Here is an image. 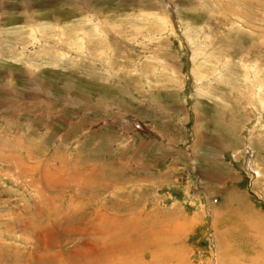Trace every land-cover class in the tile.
Here are the masks:
<instances>
[{
	"label": "rangeland",
	"instance_id": "rangeland-1",
	"mask_svg": "<svg viewBox=\"0 0 264 264\" xmlns=\"http://www.w3.org/2000/svg\"><path fill=\"white\" fill-rule=\"evenodd\" d=\"M66 214L105 264H264V0H0V264Z\"/></svg>",
	"mask_w": 264,
	"mask_h": 264
},
{
	"label": "bare ground",
	"instance_id": "bare-ground-1",
	"mask_svg": "<svg viewBox=\"0 0 264 264\" xmlns=\"http://www.w3.org/2000/svg\"><path fill=\"white\" fill-rule=\"evenodd\" d=\"M69 210V208L67 209ZM72 210H69V212H71ZM55 212H59L55 211ZM77 215V214H76ZM58 217V216H57ZM64 217H66V221L65 224H55L54 226L51 224H47L45 226H39V224H36L34 226H31L33 228H35V226L38 228V230L40 229V238H41V233H43L45 236H49L48 240H45L44 245H43V252L41 253V255L37 254V259L39 262H42L43 264H61L62 262L66 261V264L69 262V264H90V262L92 264L94 261L98 262V263H102L105 264V260L104 257L102 255H100L102 252L105 253L102 250H106L107 249V245L106 243H102L101 245H91V244H87L89 241L85 239V241L82 242V244H80V247L77 248L76 250H72V251H65L66 249L63 247H58L56 248V246H60V234H59V229L60 231H63L64 233V239L65 237H70L72 235H76L79 232H85V234H87V228L89 227L88 224H90L89 220L87 218H83L85 221L83 222L82 219H80L78 216H75L73 214H70L69 216L66 214ZM102 217L101 216V221H102ZM47 218V217H46ZM61 216L58 217V219H60ZM94 219V218H93ZM45 220V219H44ZM52 218L49 219V222H51ZM57 220V219H56ZM110 220V219H109ZM130 221V220H129ZM125 222V221H124ZM127 222V221H126ZM92 224V223H91ZM58 225V226H57ZM84 225V227H83ZM106 225V224H105ZM132 225V224H131ZM30 227V228H31ZM46 227L48 228V232L46 230ZM93 227V226H92ZM118 227V226H117ZM126 227V226H125ZM36 228V229H37ZM91 229V228H90ZM95 231L100 233L101 237L104 236H110L112 233H114L115 235H117V228L114 225H110V226H106V227H99V226H95ZM92 230V229H91ZM42 231V232H41ZM45 231L46 234L43 232ZM84 234V233H83ZM37 236V234L35 235ZM39 237V236H38ZM44 237V236H43ZM93 237V236H92ZM97 238V236H95ZM93 237V238H95ZM112 237V236H111ZM116 237V236H115ZM224 237V236H223ZM95 238V239H96ZM106 239L108 237H105ZM110 238V237H109ZM113 238V237H112ZM91 239V238H90ZM97 239H100L99 237ZM118 239V237H117ZM92 240V239H91ZM219 240V239H218ZM43 239L40 241L42 243ZM95 242V241H94ZM99 242V241H98ZM102 242V240H101ZM115 242V243H114ZM113 242V244L115 246H118V241L116 242V240ZM220 242V241H219ZM150 243V242H149ZM46 244H49L48 247H46ZM113 244H109V245H113ZM131 244V243H130ZM42 245V244H41ZM127 245V243H126ZM137 245V244H136ZM63 246V244H62ZM125 246V245H124ZM132 246V245H131ZM141 246V245H140ZM42 247V246H41ZM159 247V246H158ZM54 251L51 252L52 249H54ZM115 248V247H114ZM124 248V247H123ZM147 248V247H146ZM137 249V248H136ZM127 250V249H126ZM132 250V249H131ZM138 250V249H137ZM140 250V249H139ZM102 251V252H101ZM107 251V250H106ZM65 252V258H63V254ZM130 252V251H129ZM155 252V251H154ZM116 254V253H115ZM114 253L110 255L113 256L115 255ZM130 255V254H129ZM105 256V255H104ZM128 256V255H127ZM44 257V258H43ZM49 257V258H48ZM43 258V259H42ZM86 258V259H85ZM156 258V257H155ZM108 259V258H107ZM110 259V258H109ZM84 260V261H83ZM122 260V259H119ZM139 261V260H138ZM79 262V263H77ZM110 262V261H107ZM121 262V261H120ZM157 262V261H156ZM109 264V263H108ZM120 264V263H119ZM124 264V263H123ZM145 264V263H144ZM151 264V263H150ZM155 264V263H154Z\"/></svg>",
	"mask_w": 264,
	"mask_h": 264
},
{
	"label": "crops",
	"instance_id": "crops-1",
	"mask_svg": "<svg viewBox=\"0 0 264 264\" xmlns=\"http://www.w3.org/2000/svg\"><path fill=\"white\" fill-rule=\"evenodd\" d=\"M200 172H198V174H199ZM200 178L203 180V179H205V181H206V176L205 175H203L202 177H201V175H200Z\"/></svg>",
	"mask_w": 264,
	"mask_h": 264
}]
</instances>
